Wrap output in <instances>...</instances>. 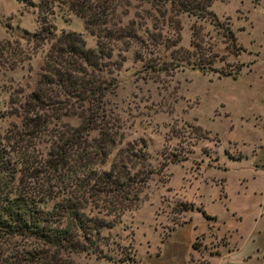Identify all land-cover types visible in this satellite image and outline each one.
I'll use <instances>...</instances> for the list:
<instances>
[{"label":"rangeland","instance_id":"1","mask_svg":"<svg viewBox=\"0 0 264 264\" xmlns=\"http://www.w3.org/2000/svg\"><path fill=\"white\" fill-rule=\"evenodd\" d=\"M37 2L0 0V138L9 134L12 124L19 123L12 108L31 88L48 45L45 41L33 52L26 40L37 25ZM208 2L216 19L232 30L237 53L224 47L217 26L175 12L168 0H129L128 12L121 15L122 22L129 18L143 22L138 28L142 37L145 27L166 39L153 47L132 42L119 51L121 61L112 69L115 86L108 97L122 125L121 144L143 143L150 165L159 171L140 191L137 207L123 211L103 229L106 240L100 246L105 256L81 252L66 258L54 251L44 255L39 242L31 237L0 231V264H51V252L54 264H139L142 246L163 238L175 223L189 219L191 212L200 208L197 196L202 189H217L203 182L217 183L225 177L224 190L233 203L236 174H248L254 154L259 159L264 153V0ZM49 19L54 33L73 30L86 46L95 45L94 35L77 15L54 6ZM191 23L201 25L203 51L215 53L210 54L214 70L201 71L192 61L170 59L173 47L191 50ZM176 35L174 44H165ZM116 55L114 50L112 56ZM216 70L230 73L222 75ZM65 120L76 122L73 117ZM33 148L37 158L44 146L40 142ZM16 168V176L23 180L21 187L15 185L16 190H35L41 172L36 176L34 169L25 170L23 164ZM255 185L262 187L263 183L251 179L247 189ZM184 203L190 207L183 209ZM208 207L214 209L215 205ZM213 225L206 231L209 243L210 237L217 235ZM198 259L203 264L204 258Z\"/></svg>","mask_w":264,"mask_h":264},{"label":"trees","instance_id":"2","mask_svg":"<svg viewBox=\"0 0 264 264\" xmlns=\"http://www.w3.org/2000/svg\"><path fill=\"white\" fill-rule=\"evenodd\" d=\"M168 3L175 12L217 26L224 47L237 53L232 30L207 8L208 0ZM54 6L80 17L83 27L94 35L95 45L86 46L73 30L54 33L49 19ZM128 6L129 0H38L36 4L37 25L26 40L33 52L45 41L48 45L31 88L12 108L19 123L0 138V231L31 237L44 255L54 251L66 258L81 252L105 256L103 229L123 211L137 207L140 191L159 171L150 165L143 143L121 144L122 125L108 98L115 86L112 69L121 61L119 51L132 42L153 47L166 40L145 27L142 37L138 28L143 22L130 18L122 22ZM189 29L191 50L173 47L171 61H192L201 71L214 70L210 54L215 53L200 46L201 25L191 23ZM177 39L176 35L165 44ZM69 117L76 122L65 120ZM40 142L44 149L36 158L33 146ZM17 164L25 170L31 167L36 176L41 172L35 190H16L15 185H23L16 176ZM183 205V209L190 207V203ZM52 254L49 262L54 264Z\"/></svg>","mask_w":264,"mask_h":264},{"label":"crops","instance_id":"3","mask_svg":"<svg viewBox=\"0 0 264 264\" xmlns=\"http://www.w3.org/2000/svg\"><path fill=\"white\" fill-rule=\"evenodd\" d=\"M256 156L248 174H236L232 204L230 193L224 190L225 177L217 183L203 182L217 189H202L197 196L200 208L191 212L189 219L171 226L163 238L142 246L138 263L199 264L198 258H204L203 264H264V153L259 159ZM225 168L229 170L227 165ZM248 178L249 184L254 179L263 186L247 189ZM210 223L217 234L210 237L212 243L206 235Z\"/></svg>","mask_w":264,"mask_h":264}]
</instances>
